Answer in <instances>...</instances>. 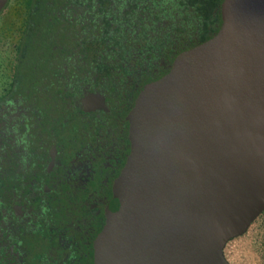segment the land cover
<instances>
[{
    "label": "flooded vegetation",
    "instance_id": "af4514ba",
    "mask_svg": "<svg viewBox=\"0 0 264 264\" xmlns=\"http://www.w3.org/2000/svg\"><path fill=\"white\" fill-rule=\"evenodd\" d=\"M222 22L184 0H4L0 264H95L140 94Z\"/></svg>",
    "mask_w": 264,
    "mask_h": 264
},
{
    "label": "water",
    "instance_id": "95a60500",
    "mask_svg": "<svg viewBox=\"0 0 264 264\" xmlns=\"http://www.w3.org/2000/svg\"><path fill=\"white\" fill-rule=\"evenodd\" d=\"M221 14L140 94L95 264H231L227 243L263 214L264 0Z\"/></svg>",
    "mask_w": 264,
    "mask_h": 264
},
{
    "label": "rangeland",
    "instance_id": "374dc122",
    "mask_svg": "<svg viewBox=\"0 0 264 264\" xmlns=\"http://www.w3.org/2000/svg\"><path fill=\"white\" fill-rule=\"evenodd\" d=\"M263 252L264 214L244 234L231 239L224 249L231 264H264Z\"/></svg>",
    "mask_w": 264,
    "mask_h": 264
},
{
    "label": "trees",
    "instance_id": "16d2710c",
    "mask_svg": "<svg viewBox=\"0 0 264 264\" xmlns=\"http://www.w3.org/2000/svg\"><path fill=\"white\" fill-rule=\"evenodd\" d=\"M184 2L190 5L198 14L211 18L215 8H220L223 0H184Z\"/></svg>",
    "mask_w": 264,
    "mask_h": 264
}]
</instances>
